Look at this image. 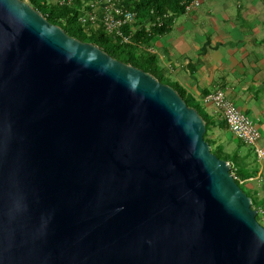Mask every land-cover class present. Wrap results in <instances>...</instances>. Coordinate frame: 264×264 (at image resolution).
Segmentation results:
<instances>
[{
	"label": "water",
	"instance_id": "obj_1",
	"mask_svg": "<svg viewBox=\"0 0 264 264\" xmlns=\"http://www.w3.org/2000/svg\"><path fill=\"white\" fill-rule=\"evenodd\" d=\"M206 131L171 85L0 0V264H264Z\"/></svg>",
	"mask_w": 264,
	"mask_h": 264
},
{
	"label": "crops",
	"instance_id": "obj_2",
	"mask_svg": "<svg viewBox=\"0 0 264 264\" xmlns=\"http://www.w3.org/2000/svg\"><path fill=\"white\" fill-rule=\"evenodd\" d=\"M197 1L148 50L157 56L159 77L180 87L208 119L214 146L254 169L241 181L264 219V157L258 159L249 145L244 149L234 143L221 112L208 100L217 90L224 91L256 123L264 148V0Z\"/></svg>",
	"mask_w": 264,
	"mask_h": 264
},
{
	"label": "trees",
	"instance_id": "obj_3",
	"mask_svg": "<svg viewBox=\"0 0 264 264\" xmlns=\"http://www.w3.org/2000/svg\"><path fill=\"white\" fill-rule=\"evenodd\" d=\"M25 1L30 3L51 23L61 26L68 35L83 42L93 43L112 57L149 72L165 83L158 75L157 56L150 52L148 47L158 35L169 31L176 16L186 11V3L183 0H125V3L137 13L136 21L123 28L124 34L130 37L128 42L108 34L103 27L87 33L79 21V7L83 4V0H75L73 4H60L53 0ZM171 86L181 94L189 106L195 107L203 116L207 127L205 139L212 147L214 141L208 136L210 130L208 119L200 112L197 104L194 105L186 98L180 87ZM217 149V151L211 150L219 158L232 163L231 172L235 171V174L240 178L237 182L242 187L241 180L251 177L255 173L254 169L249 168V165L240 161L237 156H228L220 147ZM252 206L255 208L254 201Z\"/></svg>",
	"mask_w": 264,
	"mask_h": 264
},
{
	"label": "built area",
	"instance_id": "obj_4",
	"mask_svg": "<svg viewBox=\"0 0 264 264\" xmlns=\"http://www.w3.org/2000/svg\"><path fill=\"white\" fill-rule=\"evenodd\" d=\"M55 2L73 4L75 0H57ZM183 2L186 3V11L199 4L197 0H183ZM79 9V21L87 33L103 27L108 34L122 39L124 42L130 41V37L124 34L123 28L136 21L137 13L125 3V0H83ZM208 100L212 101L221 112L223 120L234 136L243 143L252 146L258 159L263 158L264 148L259 145L261 132L251 117L230 101L222 90H217L208 96ZM233 174L236 180L240 179L235 173Z\"/></svg>",
	"mask_w": 264,
	"mask_h": 264
},
{
	"label": "rangeland",
	"instance_id": "obj_5",
	"mask_svg": "<svg viewBox=\"0 0 264 264\" xmlns=\"http://www.w3.org/2000/svg\"><path fill=\"white\" fill-rule=\"evenodd\" d=\"M53 1H57V0H53ZM208 136H210V134L208 135ZM232 136V135H231ZM240 140V139H239ZM238 139H236V138H233V141H234V143L236 144V145H240L242 148H244V149H247L248 148V145L247 144H245V143H241L240 141H239ZM250 146V145H249ZM252 147V146H251ZM222 150H225V148L224 147H220ZM211 149H213V151H217L218 149H217V147H215L214 145L211 147ZM242 188H243V190L246 192V193H248L249 195H251V196H253V193L249 190V188H248V186L247 185H242ZM250 196V197H251ZM257 219H258V221L264 226V219L262 218V214L261 213H259L258 214V216H257Z\"/></svg>",
	"mask_w": 264,
	"mask_h": 264
}]
</instances>
